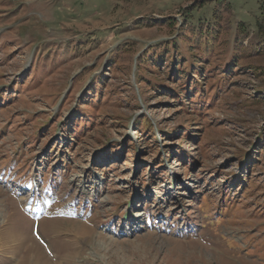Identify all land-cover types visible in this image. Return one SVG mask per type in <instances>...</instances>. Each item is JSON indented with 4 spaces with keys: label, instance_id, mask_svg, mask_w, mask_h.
<instances>
[{
    "label": "rangeland",
    "instance_id": "374dc122",
    "mask_svg": "<svg viewBox=\"0 0 264 264\" xmlns=\"http://www.w3.org/2000/svg\"><path fill=\"white\" fill-rule=\"evenodd\" d=\"M0 264H264V0H0Z\"/></svg>",
    "mask_w": 264,
    "mask_h": 264
}]
</instances>
